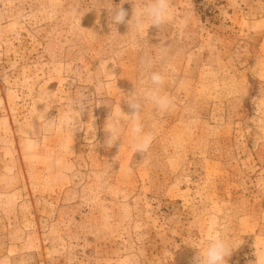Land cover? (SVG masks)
Returning <instances> with one entry per match:
<instances>
[{
    "label": "rangeland",
    "instance_id": "rangeland-1",
    "mask_svg": "<svg viewBox=\"0 0 264 264\" xmlns=\"http://www.w3.org/2000/svg\"><path fill=\"white\" fill-rule=\"evenodd\" d=\"M151 2L0 0V264H196L213 235L226 264H264V0H170L139 31L111 19ZM142 59L175 101H143L145 154L123 113L111 147L105 131L149 86ZM84 96L73 138L39 122Z\"/></svg>",
    "mask_w": 264,
    "mask_h": 264
},
{
    "label": "clouds",
    "instance_id": "clouds-1",
    "mask_svg": "<svg viewBox=\"0 0 264 264\" xmlns=\"http://www.w3.org/2000/svg\"><path fill=\"white\" fill-rule=\"evenodd\" d=\"M171 15L170 0H152L146 7L137 10L134 8L131 19L128 17V12L123 7L112 8L111 19L114 24L127 23L129 28H135L137 31L145 28V25L161 28L166 24ZM141 64L143 70L147 73L149 86L145 88L142 96L136 95L134 92L127 96L126 103L129 108V113L125 114L118 105L115 113H110L107 118L105 131L108 134L106 144L111 147L119 139V114L123 113L130 119L131 127L130 134L132 138V148L134 152L145 154L150 149L154 140V135L151 132L144 131V125L141 120V113L144 107L143 101L150 102L155 109L160 113L170 111L175 104L174 98L162 91L166 82V76L161 71H153V61L151 59H142ZM87 96L73 100L71 107L63 113H58L51 119H46V113L49 109L47 106L43 111L44 128L49 132L67 133L72 136L77 128L81 114L87 107ZM49 102H53L50 101ZM46 105V104H45ZM25 143L30 150H35L37 142L34 139L36 131L33 126L25 129ZM71 146V145H70ZM69 146V150H70ZM232 247L222 235H213L207 247L203 251H199L196 257V264H226V257H229L232 252Z\"/></svg>",
    "mask_w": 264,
    "mask_h": 264
}]
</instances>
